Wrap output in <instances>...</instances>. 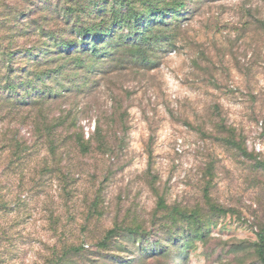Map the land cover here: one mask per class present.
I'll list each match as a JSON object with an SVG mask.
<instances>
[{
  "label": "rangeland",
  "instance_id": "374dc122",
  "mask_svg": "<svg viewBox=\"0 0 264 264\" xmlns=\"http://www.w3.org/2000/svg\"><path fill=\"white\" fill-rule=\"evenodd\" d=\"M26 1L25 9L40 0ZM186 3L174 46L149 52L155 67L129 58L125 68L96 74L89 93L42 112L49 119L71 112L57 129L70 185L57 180L35 188L29 179L17 188L18 177L9 186L0 177V264H55L68 241L88 247L64 264H260L264 0ZM17 22L30 29L28 15ZM72 118L85 137L100 126L104 151L92 142L87 154L79 152L68 129ZM20 128L27 136L30 127ZM231 138L250 156L225 142ZM47 144L29 164H41ZM180 221L183 232L170 240L162 227ZM115 224L144 232L122 231L102 249L97 243Z\"/></svg>",
  "mask_w": 264,
  "mask_h": 264
},
{
  "label": "trees",
  "instance_id": "16d2710c",
  "mask_svg": "<svg viewBox=\"0 0 264 264\" xmlns=\"http://www.w3.org/2000/svg\"><path fill=\"white\" fill-rule=\"evenodd\" d=\"M20 1V6H14L8 0H0L4 9L0 14V31H3L0 33V177L5 176L8 186L12 177H18L17 188L29 179L35 188L57 180L66 188L70 185L71 171L65 172L68 165L62 163L65 151L58 150L61 143L57 129L69 121L71 112L54 119L42 112L51 104L65 103L84 91L89 93V84L96 74L118 66L125 68L123 62L129 58H137L146 68L155 67L157 61L152 60L150 50L154 54L158 47L174 46L178 35L176 23L188 4L186 0H137L147 6L141 8L134 0H58L64 1L66 7H56L58 11H53L41 0L26 9L25 4L29 3ZM38 13L40 16L35 17ZM22 15L29 16L30 29L26 24L18 28L17 18ZM150 46L152 49H148ZM119 53L125 59H117ZM22 126L30 127L27 136L21 133ZM68 127L73 130L70 137L82 154L91 150L92 142L101 151L106 148L108 142L99 125L86 137L76 119L72 118ZM225 142L248 155L243 142L234 138ZM46 143L48 155L41 159V164H29L36 148ZM251 159L255 161V157ZM256 164L264 167L263 161ZM70 169H74L72 165ZM37 171L41 177H33ZM95 213L102 215L99 211ZM182 225L181 221L165 225L163 233L174 240L183 232ZM122 231L138 234L144 229L121 228L115 224L97 245L107 249L106 241ZM257 237L255 253L258 262L264 264V230ZM156 241L158 244L159 240ZM84 247L88 246L64 243L55 264H64L69 256L85 250Z\"/></svg>",
  "mask_w": 264,
  "mask_h": 264
}]
</instances>
